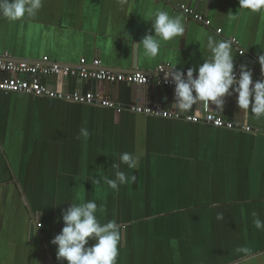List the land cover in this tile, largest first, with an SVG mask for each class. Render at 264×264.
<instances>
[{
  "label": "crops",
  "instance_id": "0c3cea01",
  "mask_svg": "<svg viewBox=\"0 0 264 264\" xmlns=\"http://www.w3.org/2000/svg\"><path fill=\"white\" fill-rule=\"evenodd\" d=\"M180 3L212 25L186 18ZM156 10L182 15L185 33L148 58L138 42L154 34L145 19ZM209 37L237 38L234 71L244 64L253 82L264 76V12L239 9V0H128L124 7L118 0H42L34 17L0 16V56L30 63L48 56L71 66L85 58L88 68L98 58L116 72L158 75L157 66L170 62L186 73L210 57ZM51 84L124 104L176 107L166 86L81 78ZM236 96L212 108L257 134L0 91V264H67L51 243L63 226L61 210L90 200L101 224L118 226L116 264H264V229L253 224V213L264 220V117L239 109ZM82 127L87 139L78 138ZM124 152L138 164L119 170L136 180L113 190L101 177L115 179L112 164Z\"/></svg>",
  "mask_w": 264,
  "mask_h": 264
},
{
  "label": "clouds",
  "instance_id": "9594fccd",
  "mask_svg": "<svg viewBox=\"0 0 264 264\" xmlns=\"http://www.w3.org/2000/svg\"><path fill=\"white\" fill-rule=\"evenodd\" d=\"M127 2L128 0H118L121 7ZM41 7L42 0H0V16L14 22L25 16L34 17ZM239 9L254 13L264 12V0H239ZM231 18H237L235 13ZM145 20L151 21L154 30V34H146L138 42L142 43L145 57L156 58L162 41L170 42L184 36L185 22L182 15L173 16L168 11L156 10ZM206 47L210 57L203 59L204 62L197 68H188L185 73L175 68V65L165 73V82L175 85L174 104L178 111L181 114L187 113L196 103L214 104L220 110L225 102L224 97L236 93L239 109H250L256 119L264 117V79L253 83L252 71L244 64L240 65L237 79L232 41H217L209 37ZM258 62L264 72V53L258 55ZM88 136L87 128L82 127L78 138L87 139ZM120 164L135 169L138 159L127 152L119 154L118 162L112 164L115 179L101 177L113 190H118V185L136 180L135 175L129 177L120 171ZM97 210L98 205L92 200L79 204L71 203L69 207L61 210L63 226L51 240L56 246L58 260L64 259L67 264H116L120 241L118 226L115 221L101 224L96 216ZM253 216L255 228L264 229V220L255 213ZM222 218V214L218 213L217 219ZM89 241L94 243L90 244Z\"/></svg>",
  "mask_w": 264,
  "mask_h": 264
},
{
  "label": "built area",
  "instance_id": "2783aa9c",
  "mask_svg": "<svg viewBox=\"0 0 264 264\" xmlns=\"http://www.w3.org/2000/svg\"><path fill=\"white\" fill-rule=\"evenodd\" d=\"M175 6L186 18H191L207 27L212 25V21L209 18L199 13L193 7L182 3ZM216 32L217 34H221L222 30L219 28ZM231 41L236 45L239 44L237 38H231ZM91 65L94 68L87 67V60L85 58L81 59L77 66L63 65L52 62L48 56H44L40 63L14 61L9 53H5L0 56V91L109 108L117 113L129 112L156 118L202 123L215 128L238 130L247 133L257 134L258 132L247 122L237 124L217 114L212 108V104H204L202 110L181 114L176 107L165 108L161 104H124L100 92L68 91L52 86L51 80L54 78L61 79L62 83L70 78H81L97 82L155 85L175 89L174 83L165 82L164 80L166 71H170L174 67L170 62L161 63L157 66L156 73L158 75H150L139 71L127 73L104 69L102 68V61L98 58L94 59ZM236 73L238 79L239 73ZM261 79H264V76ZM38 226L40 227L41 224L39 223Z\"/></svg>",
  "mask_w": 264,
  "mask_h": 264
},
{
  "label": "water",
  "instance_id": "95a60500",
  "mask_svg": "<svg viewBox=\"0 0 264 264\" xmlns=\"http://www.w3.org/2000/svg\"><path fill=\"white\" fill-rule=\"evenodd\" d=\"M50 102H51V105H52V104H54L56 102V100L55 99H51Z\"/></svg>",
  "mask_w": 264,
  "mask_h": 264
}]
</instances>
